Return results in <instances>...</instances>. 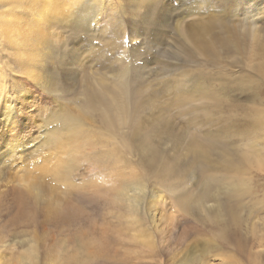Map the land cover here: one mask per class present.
Here are the masks:
<instances>
[{"label":"rangeland","instance_id":"rangeland-1","mask_svg":"<svg viewBox=\"0 0 264 264\" xmlns=\"http://www.w3.org/2000/svg\"><path fill=\"white\" fill-rule=\"evenodd\" d=\"M39 1L18 8L30 13L29 33L40 17ZM76 7L80 14H69L49 44L32 51H45L38 65L19 66L0 31V112L12 102L16 114L15 124L0 115V137L15 131L6 147L23 148L0 166V192L18 186L22 175L33 176L53 153L47 141L57 131L58 114L77 118L81 130L67 144L61 166L70 167L72 182L91 186L89 194L78 190L57 226L28 212L16 220L18 207L8 212L0 198V264L76 262L61 263L65 251L75 253L77 264H264V0H86ZM120 79L141 105L135 127H109L80 106L88 91L110 97ZM45 101L55 110L47 119L36 109ZM64 131L58 128L56 138ZM32 143L40 147L30 156ZM148 147L157 154L153 162ZM227 158L230 164H223ZM140 179L138 209L118 212L106 188L133 194ZM234 190L238 197L230 199ZM162 226L174 229L167 239L172 251L154 258L117 235ZM82 235L89 236L81 259L77 246L66 248L62 240ZM58 240L52 250L49 243ZM86 249L96 252L90 257Z\"/></svg>","mask_w":264,"mask_h":264},{"label":"bare ground","instance_id":"bare-ground-1","mask_svg":"<svg viewBox=\"0 0 264 264\" xmlns=\"http://www.w3.org/2000/svg\"><path fill=\"white\" fill-rule=\"evenodd\" d=\"M33 1L34 0H0V31H2V35L6 33L7 41L12 44V48L16 52L17 60L19 61V66H21L22 64L29 65L31 62H35L34 65H38V63L41 61V57H39V56L40 55L42 56V52H45V51H42L41 53H38V54L37 53L34 54L32 51L34 49L35 50L39 49L40 47L45 48L44 43H46L47 45L49 44L48 38H52L55 35L56 30L59 28V26H62L63 24L67 25V23L70 21V20L68 21V15L70 14V16H73L76 14V11H78V8L76 6L80 5L81 3L86 4V0L84 2H82L83 0H40L38 2V6L40 7V10L39 9L36 10V12L39 14L38 16H40V17L37 19V21L34 20L35 28L29 33L28 31L30 28L28 26L30 23H28V22L30 20V13H29V11L26 12L23 10H19L18 8H22L24 6L27 8H32L33 7L32 6ZM21 12H24V14L21 16V18L18 21L15 20L16 16ZM78 13H79V11H78ZM82 18H83V16H81V19ZM5 28H7V30L3 31ZM31 54H33L34 56L32 58H30V60L29 59L27 60V57L30 56ZM120 70H121L122 76H124L126 74V67L124 68V66H122L120 68ZM34 78L35 77H33V79ZM35 79H37V78H35ZM2 80H4V79H2ZM5 80H6V78H5ZM120 80H122V81L119 82V90H117V92L111 94L110 97L105 98L106 96L104 97V95L99 93L98 91H97V93L95 91L94 92L88 91L85 93V97L83 99L82 104H80V106H81L82 110L87 115H90L91 117H93L92 115H97L100 118V120L102 121V123L109 126V127H114L116 125L119 126V124H122L123 122L129 126L131 125V126L135 127L138 123V114L141 110V105H140V103H138V100H137L138 98L136 97L135 93L128 91L127 86H126L125 82L123 81V79H120ZM33 81H34V84L39 88L46 87L45 83H42V82L39 83L37 81L35 82V80H33ZM14 88H16V87H14ZM10 89L12 90V88H10ZM16 94H17V92H16ZM28 94H29V92H28ZM11 103H6L4 105L2 111L0 112L2 120L7 122V123H14V121H15L14 117H16L15 111L12 107L13 104H11ZM46 104H47V102L44 103V106L42 109V108H40L42 103H40L39 104L40 106L38 105V107L36 109H37L38 113L41 110L40 115H42V113L44 112L43 116L44 117L46 116V119H47V117L50 115V113L51 114L54 113L55 110L53 112H51L47 108L49 106H46ZM47 110H49V111H47ZM52 110H53V108H52ZM56 117L59 118V124L57 125V127L62 129L63 131L65 130V131L63 132L64 135L56 138V135L58 132V128L56 127V128H54V130L56 129L57 131H55L52 135L49 134L47 142H49L50 145L52 146L53 153L49 157H43L42 158V161H43L42 165H41V167H39V168L37 167L36 169H34L33 173H35V174L33 176L22 175V176H20V178L18 177L19 178L18 180L21 183H23V187H19V185L21 183L20 184L18 183L19 184L18 186H14L12 188H6L5 190L0 192V198L3 201V204L5 206H7L6 207L7 211L12 209L14 206L18 207L19 217L17 216L16 220L21 219L20 221H22L25 212H28V214H30V215L42 217L41 223H43V225L49 224V225L57 226L58 224H61L64 217H66L65 216V215H67L66 212H68L72 208L71 199L75 198V196L78 194V190L81 189V191L83 193L88 192V194H89V191L87 189L90 190L91 186H85L84 183L72 182V180L70 179V173H71L70 167L67 165L61 166L62 164L65 163V162H63L61 155L66 152L67 144L72 139H74L75 137L80 136V132H81V130H79L80 124L77 123V118L74 119V117H70L68 114H64V115L58 114V115H56ZM12 130H13V128H12ZM51 131H53V128H51ZM15 135H16L15 131H12V132H10V134L8 136H2V138L0 137V148H2V147L6 148V149L2 148L3 150L0 151V166L2 164L6 163L4 161L5 159H7V158H9V160H11V158L13 159V155L17 154L18 152H20L23 149L19 145L15 146L13 144L11 146H9L8 148L6 147V146H8L7 145L8 142H10L12 140V139H10V137H12V138L17 137ZM3 143L5 144V146H2ZM43 143H45V142L43 141ZM43 143H41V144H43ZM37 146L40 147L37 143L36 144L32 143V144H30L31 149L28 150L30 147L28 149H26V151L28 150V154H30V156L31 155L33 156L38 151L39 148ZM4 149H5V151H4ZM200 154L203 157H206L208 155L205 152H200ZM155 155H157L155 150L152 147H148L147 148V157H148L149 161L153 162L155 160L154 159ZM18 156H20V155H18ZM195 158H200V157L197 155ZM205 160L206 159L200 158V161L202 163L205 162ZM157 161H159V160H157ZM201 162H198V163H201ZM230 162H231V158H227L226 160L222 159L223 164H230ZM117 177L119 179H122L119 176H117ZM116 179L117 178H115V180ZM140 180L141 181H139V180L137 181V187L135 188V189H137L138 192H135L133 194H125V192L123 190L124 188L118 189L119 188L118 186H114L111 190H110V188L109 189L106 188V191H107L106 193L114 201V204H115L114 207L115 206L117 207L118 212H119V210H118L119 208L123 209L125 211L124 213L127 212L129 214L131 212H134L135 209L136 210L138 209V204L140 203L139 202L140 196H141V193L143 191V189L141 190V186L143 185V180L142 179H140ZM124 183H125V181L123 182V184ZM115 185H117V184H115ZM20 186H22V185H20ZM107 194H105V195H107ZM10 195H11V197H10ZM110 197H108L107 200ZM233 197H234V199H235V197L236 198L238 197L237 191L229 194L230 199ZM222 200H225V199H222ZM109 201H110V199H109ZM222 203H224V201H222ZM222 203H221L220 207L223 210ZM5 206H3V207H5ZM224 207H225V214H228L230 216V218L235 216V215H233L232 206L230 204H225ZM0 208H2V207H0ZM4 209L5 208H3V210ZM71 214H73V213H71ZM127 217H129V215ZM134 217H136V216L134 215ZM152 219H155L154 216H152ZM24 220H27V219L24 218ZM223 220L225 221V218H223ZM131 223H132V221H131ZM136 224H138V223H136ZM153 225H155V224H153ZM138 228H139V225H138ZM158 228L159 229L156 228L153 232L148 231V233H146L145 230L134 229L132 234H130V232H127V233L121 232L122 230H120L118 232L119 234H117V235H119V237H122L120 240H122V239L129 240L130 239V241H131L130 244L134 249H142L143 250V248H144L146 250V252L148 251L147 254H149L151 257L154 258L155 256H157V254H156L157 252L159 253V252H162L163 250H165L163 252L169 253V250L172 251V249H170L171 245L167 239L170 238V236L172 235L171 232L174 229L172 227H171V229L165 228L164 226L158 227ZM122 229H124V228H122ZM225 232H224V230H222L221 236H223L225 234ZM84 235L80 236L81 239H78V240L77 239L76 240H70V239L62 240L66 244V246H65L66 248L77 246L75 248L78 249L77 251L79 252V254L76 255V256H78L76 258L80 257L82 259V257H84V252H85V247H86V245L84 244V241H85V238H87L90 234L88 236L86 235L85 237H83ZM101 235L102 234H100V236ZM138 235H139V237L142 238L141 241L136 240L135 237H138ZM63 237H64V235H63ZM102 237H104V236L102 235ZM100 240H101V238H100ZM102 240H104V239L102 238ZM112 240H114V238L111 239V241ZM62 241L58 240L56 242H54V241L50 242L49 246L52 248V250H54L53 248L57 247ZM105 241L108 242L109 240H105ZM114 241H117V240H114ZM170 241L172 242L173 240H170ZM118 242H119V240H118ZM115 243H117V242H115ZM178 244H180V243H178ZM175 245H176V243H175ZM93 246H91V247H93ZM103 246H105V245H103ZM109 246H112V243H111V245L109 244L108 247ZM118 246H120V245H118ZM126 247H127V245L125 246V248ZM76 249L74 250V252L76 251ZM124 249L121 251H124ZM28 251H29L28 253L31 254V256L33 254V256L35 257L36 252H35V254L33 253L34 249L33 250L28 249ZM71 251H72V249H71ZM77 251H76V253H77ZM93 251H94L93 249H90V250H87L86 252H87V254H90V257H91V254L96 252V251H94V252ZM99 251L102 252V254L103 253L107 254L109 252L108 248H105L103 250L101 249ZM114 252H116V251H114ZM127 252H129V251L127 250ZM131 253H132V251H131ZM128 254H130V253H128ZM122 255L123 254H121V258H122ZM127 255H125V256L127 257ZM132 255H134V254H132ZM136 255H138V253ZM125 256H123V257H125ZM88 257H85V258H88ZM108 257H110V256H108ZM130 257H133V256H130ZM36 258H38V257H36ZM116 258H118V255ZM140 258H142V257H140ZM22 259H24V258H22ZM22 259H21V261H22ZM107 260H108V258H107ZM113 260H114V258H113ZM126 260L128 261V259H126ZM25 261H26V259H25ZM59 261L61 263H67V262H71V261H72V263H73V261L77 262V260H75V253H72L70 251H65V253L62 254V257L59 259ZM83 261H84V259H83ZM76 262H74L73 264H75ZM143 262H144V260H143ZM117 263H118V261H117ZM121 263L126 264L125 261H123ZM25 264H31V263L26 262ZM112 264H114V263H112ZM131 264H141V261H139V260L135 261L134 260V262H131Z\"/></svg>","mask_w":264,"mask_h":264}]
</instances>
